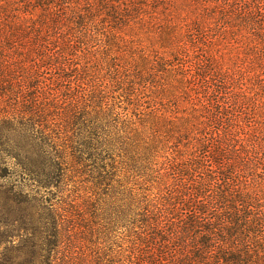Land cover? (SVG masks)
<instances>
[{
  "label": "trees",
  "instance_id": "trees-1",
  "mask_svg": "<svg viewBox=\"0 0 264 264\" xmlns=\"http://www.w3.org/2000/svg\"><path fill=\"white\" fill-rule=\"evenodd\" d=\"M6 208L0 264H264V0H0Z\"/></svg>",
  "mask_w": 264,
  "mask_h": 264
},
{
  "label": "rangeland",
  "instance_id": "rangeland-1",
  "mask_svg": "<svg viewBox=\"0 0 264 264\" xmlns=\"http://www.w3.org/2000/svg\"><path fill=\"white\" fill-rule=\"evenodd\" d=\"M31 189L34 192H38V193H35L37 196V199H41L43 197L42 196L43 192L38 191V188H36V185H33ZM12 220H13V215L11 214V211L8 208H6L4 211H1L0 209V240L2 241V243L5 244L3 245L0 252L3 251L6 257H10V258H13L16 256V254H18V252H16L12 247H20L22 249L24 248L25 245H27V236H26L27 234L23 230V228H25L26 225L25 224L20 225L19 223L16 225L14 224L13 226ZM18 227L20 228L18 229ZM13 235L18 236V237L14 238ZM21 257H23L22 254H21ZM22 259L21 261H18L19 264L21 262H24ZM18 262L16 264H18Z\"/></svg>",
  "mask_w": 264,
  "mask_h": 264
}]
</instances>
